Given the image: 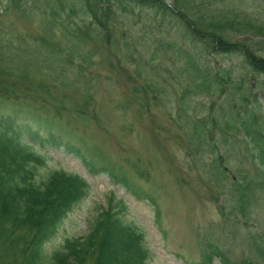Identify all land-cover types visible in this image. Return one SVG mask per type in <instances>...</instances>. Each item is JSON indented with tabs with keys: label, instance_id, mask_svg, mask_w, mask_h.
Segmentation results:
<instances>
[{
	"label": "trees",
	"instance_id": "trees-1",
	"mask_svg": "<svg viewBox=\"0 0 264 264\" xmlns=\"http://www.w3.org/2000/svg\"><path fill=\"white\" fill-rule=\"evenodd\" d=\"M8 1L9 7L25 16L37 12L41 33H10L0 27V264L150 262L145 233L125 221L126 204L123 200L114 204L113 198L86 235L66 239L51 254L46 250L69 213L90 191L84 176L64 169L51 170L39 178L40 168L47 165L49 148H63L81 157L91 171L110 172L136 196L144 197L126 176H118L111 164L100 163L103 154L95 150L92 158H87L82 146L59 133L61 122L65 118L70 122L64 113L74 119L87 118V109L96 97L97 74L93 70H97V48L106 43L124 61L125 71L129 63L136 67L146 65L145 54L149 52L150 67L162 50L184 58L181 74L185 86L178 103L185 118L177 121L178 128L189 127L185 137L190 155L201 157V161L206 152L212 155L211 161L204 164L211 181L216 185L228 182L225 194L230 210L221 206L223 218L232 219L230 214L237 210L247 216L254 178L228 175V157L218 150L217 144L209 143L207 118H196L187 106L200 96L224 99L223 131L245 135L246 149L260 177L256 189L264 193V116L253 100L254 85L264 90V56L260 54L263 48L259 40L234 41L230 34L236 28L264 35V25L231 1L222 6L216 0ZM143 10L153 12L159 26L173 22L182 29L185 46L173 39L152 36L139 50L135 36L129 38L125 30L117 33L122 22L130 21L136 14L140 17ZM206 55L221 57L224 63L205 62ZM234 55L240 57V63L233 64L226 58ZM240 67L245 73L239 72ZM129 75L133 95L146 96L152 91V99H157L160 85L148 73L138 76L139 81H134L137 77L133 72ZM250 76L255 84H250ZM139 103L145 106L151 101ZM93 158H98L100 164ZM134 168L142 176L136 165ZM253 239L261 258L257 264H264V238L258 233ZM201 257L200 264H230L216 242L203 243Z\"/></svg>",
	"mask_w": 264,
	"mask_h": 264
},
{
	"label": "rangeland",
	"instance_id": "rangeland-1",
	"mask_svg": "<svg viewBox=\"0 0 264 264\" xmlns=\"http://www.w3.org/2000/svg\"><path fill=\"white\" fill-rule=\"evenodd\" d=\"M225 1H231L237 9L249 13L253 20L264 25V0H216L218 6L224 5ZM140 12V17L136 14L130 21L122 22L116 29L117 33L125 30L129 38L135 36L139 50L152 36L173 39L185 46L183 31L173 22L159 26L153 12ZM0 27L10 33L13 30L38 35L41 33L40 16L37 12L25 16L9 7L8 0H0ZM230 34L234 41L259 40L263 48L260 54L264 56V35L236 28L231 29ZM106 45L97 48V70H93L97 74L94 81L96 97L87 109V118L74 119L69 113H64L70 117V122L67 123L65 118L59 133L82 146L87 158H92L91 153L95 150L103 154L105 157L100 159V163L111 164L115 173L120 177L126 176L144 197L136 196L123 183L116 181L110 172L91 171L81 157L63 148H49L47 165L40 168L39 178L51 170L64 169L84 176L90 184V191L46 245L47 252L51 254L66 239L86 235L113 198L114 204L119 200L126 204L125 221L137 225L145 233L151 253L149 264H200L202 245L207 242H216L230 264L259 263L261 258L255 250L253 236L259 233L264 238V193L256 189L260 177L256 175L252 157L246 149L245 135L223 131L224 99L219 96L195 97L186 109L196 118H207L209 143L217 144L218 150L228 157V175L236 179L241 175L254 178L247 216L237 210L230 214L232 219L226 220L221 206L226 205V211L230 210L225 194L228 182L216 185L211 181V174L204 164L211 161L212 155L206 152L203 161L201 157L190 155L185 137L189 127L185 125L184 130L178 128L177 121L185 118L178 103L185 86L184 75L181 74L184 58L162 50L154 60L159 66L150 67L149 52L145 54L146 65L136 67L129 63L125 71L122 69L124 61ZM134 53L138 56L139 51L135 49ZM226 58L233 64L241 62L238 55ZM203 61L214 65L224 63L215 55H206ZM131 72L137 77H133L134 81L148 73L158 82L160 90L156 100L152 99V91L146 96L132 94ZM239 72L242 74V67ZM249 82L255 84L253 76ZM253 92L254 104L260 105L264 116V90L254 85ZM133 100L137 102L133 103ZM140 101L151 103L143 106ZM93 159L97 165L100 164L98 158ZM134 165L142 171L143 177ZM215 262L219 263V259Z\"/></svg>",
	"mask_w": 264,
	"mask_h": 264
}]
</instances>
